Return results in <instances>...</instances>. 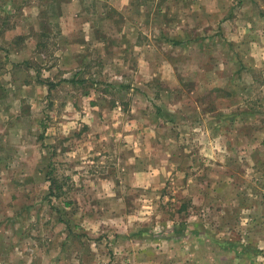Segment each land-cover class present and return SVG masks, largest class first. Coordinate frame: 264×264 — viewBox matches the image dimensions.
Here are the masks:
<instances>
[{
    "label": "rangeland",
    "instance_id": "rangeland-1",
    "mask_svg": "<svg viewBox=\"0 0 264 264\" xmlns=\"http://www.w3.org/2000/svg\"><path fill=\"white\" fill-rule=\"evenodd\" d=\"M0 264H264V0H0Z\"/></svg>",
    "mask_w": 264,
    "mask_h": 264
},
{
    "label": "trees",
    "instance_id": "trees-1",
    "mask_svg": "<svg viewBox=\"0 0 264 264\" xmlns=\"http://www.w3.org/2000/svg\"><path fill=\"white\" fill-rule=\"evenodd\" d=\"M172 44H179L180 41L177 40H171ZM51 84H48L49 89L51 88ZM54 181L51 180V183H53ZM189 234H194V235H205L207 233L203 232L201 229H197L195 226H190V224L188 222H182L179 224H175L172 227V230L170 231V233L167 235L168 238H182L185 237ZM217 244H220V246L224 247V246H228L231 245L232 243L229 241H224L223 243L221 241H216L214 240ZM259 252L258 249L252 248V246H247V245H241V253H244L245 256H250L252 254H257Z\"/></svg>",
    "mask_w": 264,
    "mask_h": 264
},
{
    "label": "crops",
    "instance_id": "crops-1",
    "mask_svg": "<svg viewBox=\"0 0 264 264\" xmlns=\"http://www.w3.org/2000/svg\"><path fill=\"white\" fill-rule=\"evenodd\" d=\"M61 32H62V31H61ZM37 44H38V42H37ZM39 44H41V43H39ZM39 44H38V45H39ZM1 45H4V44H1ZM6 47H7V48L9 49V51H11V52H17V50H18L16 44H15L14 42H12L11 40L8 41ZM35 56H36V57H34V59H35L36 62L39 63L40 65L43 63V61H45V58H44V56H43V53H41V52H37V53L35 54Z\"/></svg>",
    "mask_w": 264,
    "mask_h": 264
}]
</instances>
